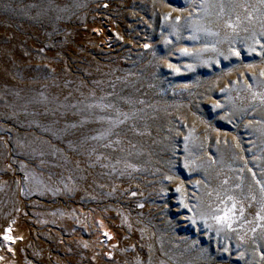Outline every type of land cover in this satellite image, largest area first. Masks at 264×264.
<instances>
[{
	"label": "rangeland",
	"instance_id": "obj_1",
	"mask_svg": "<svg viewBox=\"0 0 264 264\" xmlns=\"http://www.w3.org/2000/svg\"><path fill=\"white\" fill-rule=\"evenodd\" d=\"M0 264H264V0H0Z\"/></svg>",
	"mask_w": 264,
	"mask_h": 264
},
{
	"label": "snow or ice",
	"instance_id": "obj_2",
	"mask_svg": "<svg viewBox=\"0 0 264 264\" xmlns=\"http://www.w3.org/2000/svg\"><path fill=\"white\" fill-rule=\"evenodd\" d=\"M186 51V50H185ZM178 192L181 190L180 187H177L176 189ZM187 206V205H185ZM231 211V209L224 212L223 215L214 216L213 219L217 220L218 222H222L224 224H228V221L230 220V217L228 215V212ZM195 222V221H193ZM230 226V225H229ZM6 239H11V237H5Z\"/></svg>",
	"mask_w": 264,
	"mask_h": 264
},
{
	"label": "bare ground",
	"instance_id": "obj_3",
	"mask_svg": "<svg viewBox=\"0 0 264 264\" xmlns=\"http://www.w3.org/2000/svg\"><path fill=\"white\" fill-rule=\"evenodd\" d=\"M87 189V188H86ZM18 229V228H17ZM21 233V232H20ZM18 237V236H17ZM14 249V248H13Z\"/></svg>",
	"mask_w": 264,
	"mask_h": 264
}]
</instances>
